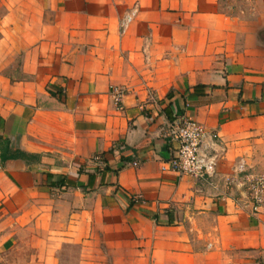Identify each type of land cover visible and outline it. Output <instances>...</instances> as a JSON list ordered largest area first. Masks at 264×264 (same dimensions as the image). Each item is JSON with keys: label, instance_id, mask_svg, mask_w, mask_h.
Instances as JSON below:
<instances>
[{"label": "crops", "instance_id": "obj_1", "mask_svg": "<svg viewBox=\"0 0 264 264\" xmlns=\"http://www.w3.org/2000/svg\"><path fill=\"white\" fill-rule=\"evenodd\" d=\"M179 116L211 177L170 169ZM257 175L264 0H0V264H264Z\"/></svg>", "mask_w": 264, "mask_h": 264}, {"label": "built area", "instance_id": "obj_2", "mask_svg": "<svg viewBox=\"0 0 264 264\" xmlns=\"http://www.w3.org/2000/svg\"><path fill=\"white\" fill-rule=\"evenodd\" d=\"M127 18L130 19L129 16ZM122 29H125V21L122 23ZM112 94L116 104L122 108L124 89L115 87ZM169 137L177 145L169 160L172 171L196 178L214 175L219 160V153L215 149L220 144V135L217 131H209L197 121L179 116L169 125ZM93 160L99 161L101 158L96 155ZM247 188L253 212L259 213L264 207V175L251 178ZM134 198L139 200V197Z\"/></svg>", "mask_w": 264, "mask_h": 264}]
</instances>
